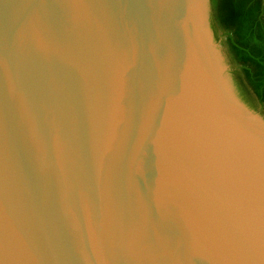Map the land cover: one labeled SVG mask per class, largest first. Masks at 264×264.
Here are the masks:
<instances>
[{
	"label": "water",
	"instance_id": "obj_1",
	"mask_svg": "<svg viewBox=\"0 0 264 264\" xmlns=\"http://www.w3.org/2000/svg\"><path fill=\"white\" fill-rule=\"evenodd\" d=\"M210 0H0V264H264V117Z\"/></svg>",
	"mask_w": 264,
	"mask_h": 264
},
{
	"label": "trees",
	"instance_id": "obj_2",
	"mask_svg": "<svg viewBox=\"0 0 264 264\" xmlns=\"http://www.w3.org/2000/svg\"><path fill=\"white\" fill-rule=\"evenodd\" d=\"M215 40L227 51L237 95L264 117V0H210Z\"/></svg>",
	"mask_w": 264,
	"mask_h": 264
},
{
	"label": "rangeland",
	"instance_id": "obj_3",
	"mask_svg": "<svg viewBox=\"0 0 264 264\" xmlns=\"http://www.w3.org/2000/svg\"><path fill=\"white\" fill-rule=\"evenodd\" d=\"M210 14H211V7H210ZM212 32H213V36H214V39H215L214 31L212 30ZM217 43H218L220 49L222 50L223 54L225 55L227 61H228L229 64H230V61H229V59H228V57H227V51H226V49L224 48V46H223L221 43H219V42H217ZM230 66H231V64H230ZM231 67H232V66H231Z\"/></svg>",
	"mask_w": 264,
	"mask_h": 264
}]
</instances>
